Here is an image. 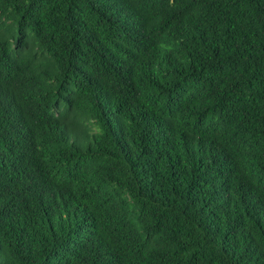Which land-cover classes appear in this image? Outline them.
<instances>
[{"label": "trees", "instance_id": "trees-1", "mask_svg": "<svg viewBox=\"0 0 264 264\" xmlns=\"http://www.w3.org/2000/svg\"><path fill=\"white\" fill-rule=\"evenodd\" d=\"M0 264H264V0H0Z\"/></svg>", "mask_w": 264, "mask_h": 264}]
</instances>
